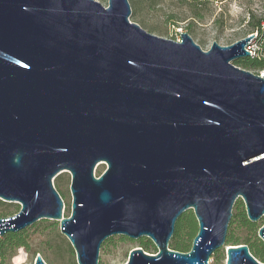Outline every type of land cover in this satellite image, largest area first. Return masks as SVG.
Returning <instances> with one entry per match:
<instances>
[{
    "label": "water",
    "instance_id": "95a60500",
    "mask_svg": "<svg viewBox=\"0 0 264 264\" xmlns=\"http://www.w3.org/2000/svg\"><path fill=\"white\" fill-rule=\"evenodd\" d=\"M130 15L128 0H0V201L20 207L0 237L49 220L76 264H99L114 236L157 249L133 248L125 264H209L218 249L225 264H264L225 243L238 199L264 221V79L233 64L254 36L203 51ZM186 211L198 231L181 253L169 242Z\"/></svg>",
    "mask_w": 264,
    "mask_h": 264
},
{
    "label": "rangeland",
    "instance_id": "374dc122",
    "mask_svg": "<svg viewBox=\"0 0 264 264\" xmlns=\"http://www.w3.org/2000/svg\"><path fill=\"white\" fill-rule=\"evenodd\" d=\"M103 7L107 6V0H97ZM130 4V3H129ZM183 0H157L150 3L143 0L135 9L130 4L131 15L129 20L138 24L144 31L157 37L178 42L180 34L188 33L185 22L172 24L169 17L174 20L187 15ZM203 21L195 23L196 37L190 35L194 43L203 51H207L213 42L220 46H229L248 35L249 15L252 13L255 19L264 16V0H216L201 7ZM135 16V18H134ZM106 166L98 164L94 175L99 177ZM70 174L62 172L54 178L53 186L59 193L64 205V217L71 213ZM16 206L18 208H16ZM19 205L4 202L0 204V218L9 217L19 211ZM264 223L263 219L259 220ZM57 222L42 220L28 227L30 252L23 248L16 251L9 264H33L35 255L45 256L49 264H72V258L76 263L75 253L68 240L60 233ZM112 240L99 252L101 264H125L129 252L138 246L134 240H122V236L111 237ZM125 238V237H123ZM70 249L73 252H69ZM209 264H225V252L217 257L210 258Z\"/></svg>",
    "mask_w": 264,
    "mask_h": 264
},
{
    "label": "trees",
    "instance_id": "16d2710c",
    "mask_svg": "<svg viewBox=\"0 0 264 264\" xmlns=\"http://www.w3.org/2000/svg\"><path fill=\"white\" fill-rule=\"evenodd\" d=\"M129 3L136 9L138 5L141 4L143 0H128ZM150 3H156L157 0H145ZM185 1V12L187 15L174 20L171 16L169 17L172 24L175 25L176 22H185L189 20L186 25L187 34L196 37L195 23L203 21V16L201 15V7L205 4L212 3L216 0H183ZM248 28L249 34L256 33L257 37L255 43L258 47L256 50L255 57L242 58L234 61V65L247 70L252 73L264 70V16L255 19V16L251 13L249 16ZM135 18V16H134ZM55 188V187H54ZM56 190V189H55ZM57 191V190H56ZM59 194V193H58ZM60 196V195H59ZM3 205L4 202L0 201ZM16 208H18L16 206ZM17 213V212H16ZM15 213V214H16ZM10 217V216H9ZM6 218V217H4ZM57 224V223H55ZM262 222H250L246 216L245 206L241 199H238L232 209V217L228 225L227 235H226V245H246L248 247L249 253L261 263H264V243L258 238V230L262 226ZM29 229H24L18 233H7L0 237V264H9L10 259L14 257L16 251L23 248L26 252L31 253L29 246ZM198 231V225L194 214L192 211H186L183 213L175 224V229L173 236L169 242V248L174 251L181 253H187L191 249L192 240L196 236ZM122 240H128L127 238H121ZM112 240V238L107 239L100 247L103 251L104 247ZM138 243L137 247L142 248V250L148 254H155L157 252L154 244L146 238L136 241ZM71 256L73 255L72 250L69 251ZM38 254V252H37ZM223 254V249H218L215 251L212 257H217ZM40 255V254H39ZM41 256V255H40ZM46 264H49L47 258L43 255L41 256ZM76 259V258H75ZM72 264H76L72 258ZM99 264H101L99 262Z\"/></svg>",
    "mask_w": 264,
    "mask_h": 264
},
{
    "label": "built area",
    "instance_id": "2783aa9c",
    "mask_svg": "<svg viewBox=\"0 0 264 264\" xmlns=\"http://www.w3.org/2000/svg\"><path fill=\"white\" fill-rule=\"evenodd\" d=\"M249 35H253L254 38L250 42V44L246 47V51L249 52L250 57H255L257 55L256 54V50L258 49V47H257V45L255 43V39L257 37V34L256 33H253V34H249ZM254 74H256L259 78L264 79V70L258 71V72L254 73Z\"/></svg>",
    "mask_w": 264,
    "mask_h": 264
}]
</instances>
